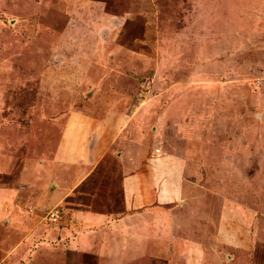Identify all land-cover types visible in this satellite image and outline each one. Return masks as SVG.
<instances>
[{"label": "rangeland", "instance_id": "1", "mask_svg": "<svg viewBox=\"0 0 264 264\" xmlns=\"http://www.w3.org/2000/svg\"><path fill=\"white\" fill-rule=\"evenodd\" d=\"M73 118L95 162L34 213L119 216L138 174L175 197L129 264H264V0H0V188L52 183Z\"/></svg>", "mask_w": 264, "mask_h": 264}, {"label": "crops", "instance_id": "2", "mask_svg": "<svg viewBox=\"0 0 264 264\" xmlns=\"http://www.w3.org/2000/svg\"><path fill=\"white\" fill-rule=\"evenodd\" d=\"M91 122L89 118L77 122L74 118L71 120L72 125L78 127L76 134L64 135L48 162L52 165L49 173L52 183L46 180L29 186L22 185L17 187L15 194L7 188H0V264H22V261L23 264H78L72 259V255L77 253L96 255V258L93 257L95 263L86 260L79 264H129L142 252L160 253L157 243L148 245V242V248L151 249L144 248L147 246L143 245V233L151 238L153 234L146 232H155L156 228L165 226L167 216L157 212L154 215V210L160 211L166 202L171 203L167 198L169 195L175 197V194L169 191L162 193L161 188L158 192L146 190L148 194L137 192L134 184L139 189L142 184L138 174L122 182L129 189L124 188L131 197L124 196V212L119 216L61 206L57 220L50 224V219L48 221L34 213L37 207L46 211L51 206L63 204L71 189L89 172L91 166L88 168L86 163L92 165L95 162L92 158L97 156L95 145L93 150L87 148L93 131L90 132L86 126H91ZM102 123L99 121L98 124ZM91 135L95 140L97 134ZM1 166L4 164L0 163ZM26 179L24 181L31 183ZM155 187L153 190H157ZM146 206L154 207L147 209ZM41 218H45L43 222ZM90 224H96L94 231H85ZM170 232L175 231L173 229Z\"/></svg>", "mask_w": 264, "mask_h": 264}, {"label": "trees", "instance_id": "3", "mask_svg": "<svg viewBox=\"0 0 264 264\" xmlns=\"http://www.w3.org/2000/svg\"><path fill=\"white\" fill-rule=\"evenodd\" d=\"M68 197L63 201V205H66V204H68Z\"/></svg>", "mask_w": 264, "mask_h": 264}, {"label": "built area", "instance_id": "4", "mask_svg": "<svg viewBox=\"0 0 264 264\" xmlns=\"http://www.w3.org/2000/svg\"><path fill=\"white\" fill-rule=\"evenodd\" d=\"M53 215H51V217H52ZM53 218V217H52Z\"/></svg>", "mask_w": 264, "mask_h": 264}]
</instances>
